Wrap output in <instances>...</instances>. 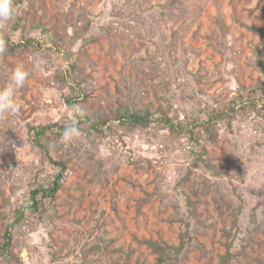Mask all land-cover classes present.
Here are the masks:
<instances>
[{"label":"rangeland","instance_id":"374dc122","mask_svg":"<svg viewBox=\"0 0 264 264\" xmlns=\"http://www.w3.org/2000/svg\"><path fill=\"white\" fill-rule=\"evenodd\" d=\"M23 8V26L0 23L17 45L0 54V87L18 67L29 73L16 92L19 113L0 114V239L24 210L0 264H157L148 240L165 246L163 264H222L227 253L223 264H264V31L248 28H264V0H26ZM38 24L75 56L78 90L59 82L60 52L25 44L40 38ZM68 97L110 121L102 130L82 122L71 144L53 138L66 177L33 212L29 191L58 167L28 125L76 120ZM235 97L262 110L246 104L204 128L193 123ZM129 106L194 125L202 146L160 123H120Z\"/></svg>","mask_w":264,"mask_h":264},{"label":"trees","instance_id":"16d2710c","mask_svg":"<svg viewBox=\"0 0 264 264\" xmlns=\"http://www.w3.org/2000/svg\"><path fill=\"white\" fill-rule=\"evenodd\" d=\"M26 0H13V6L15 7L16 14L13 18L12 27L14 29L23 26V10ZM39 25V24H38ZM40 26V25H39ZM41 33L39 39H33V38H26L25 44H32L33 42L37 41V44L35 47H39L38 49L43 50L46 47L52 50H55L57 53L62 54V60L64 62L63 69L61 70V76H59V82H67L71 84L72 90L76 91L77 88H80V84L77 82L75 83L74 76L72 75L73 72H76L77 65H76V59L73 54H71L68 51H62L60 48V45L58 46V38L55 32H50L48 28H45L43 26H40ZM248 28L253 31L263 32L264 28L256 27L253 25H248ZM0 39L4 40L7 44V49L10 51H14L16 49V44H12L10 42V39L8 36H2L0 35ZM48 49V51H49ZM50 49V50H51ZM75 98L68 97L67 103L74 108L75 105ZM237 97L233 98L230 102H223L222 105L217 108L213 109L211 112L208 111V119H206L204 122H198L194 121L193 123L202 128L205 127V124H208L210 122H219L222 119L232 116L237 109H244L246 104L249 106H252L255 110L260 109L258 108L257 101L255 99H244L241 101H238ZM263 105H264V99H263ZM84 110L83 114L77 113L76 114V120H69L66 123L59 124L57 122L52 123H40V124H29V134L30 139L35 147L43 153L45 157L48 158V160L53 163L54 166L58 167L57 171L52 175L51 181H43L41 182L37 187L31 189L29 191V204L28 208L31 209L33 212L39 211L41 207L43 206V202L45 198H51L55 199L57 192L60 190V188L63 186V181L65 179L66 170L68 168L67 162L62 159H58L52 155V150H57L59 148L58 145L53 144V138L61 137L62 132L64 130V127L70 123H75L78 126L82 122H87L89 127L96 130H102L110 121L109 117H105L103 115L99 116V114L95 115L94 117L90 116L86 110L79 106ZM264 108V106H263ZM262 110V109H260ZM156 110H152L150 107H146L145 109H136L132 106H129V108L120 110V113L116 116L120 123H125L131 127L136 126H149L153 123H160L164 126H167L170 128L171 131L174 132H181V133H189L190 140L192 142H198L202 146V131H199L198 133L194 132V125L190 126L187 122L178 120L176 118L168 116L166 113H163L161 115H155L157 114ZM161 113V112H160ZM159 114V113H158ZM264 115V113H263ZM204 147V146H203ZM204 151L203 148L202 152L199 153V158H204ZM194 164H197L196 162ZM210 167H212L213 170H216L213 166L208 163ZM187 197V204L190 209L196 208V201L194 199H190L189 196ZM24 219V210L20 209L17 210V216L12 224L7 226L5 232L2 234V237L0 239V256L5 258H11L12 248H13V236H14V227L22 220ZM147 243L154 249L155 252L158 253V261L157 264H163L164 261L167 258V251L165 249V246L159 242L148 240ZM224 260L223 263H227V261L230 258V253H227L225 256H223ZM18 259V257H17ZM222 263V264H223Z\"/></svg>","mask_w":264,"mask_h":264},{"label":"clouds","instance_id":"9594fccd","mask_svg":"<svg viewBox=\"0 0 264 264\" xmlns=\"http://www.w3.org/2000/svg\"><path fill=\"white\" fill-rule=\"evenodd\" d=\"M16 11L13 6V0H0V23L12 21ZM6 47V42L0 39V54L6 51ZM36 66L38 67L39 65L37 64ZM28 77L29 73L22 67H18L11 73L8 82L3 87H0V114L7 113L10 116H15L19 113L21 106L16 101V92L25 84ZM74 110L80 114L84 113V110L79 106H74ZM81 135L80 127L75 123H70L64 127L61 140L64 143L71 144L80 138Z\"/></svg>","mask_w":264,"mask_h":264}]
</instances>
